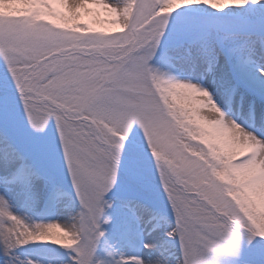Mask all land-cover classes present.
<instances>
[{
	"label": "snow or ice",
	"instance_id": "snow-or-ice-1",
	"mask_svg": "<svg viewBox=\"0 0 264 264\" xmlns=\"http://www.w3.org/2000/svg\"><path fill=\"white\" fill-rule=\"evenodd\" d=\"M0 62L3 264H264V0H0Z\"/></svg>",
	"mask_w": 264,
	"mask_h": 264
},
{
	"label": "rangeland",
	"instance_id": "rangeland-1",
	"mask_svg": "<svg viewBox=\"0 0 264 264\" xmlns=\"http://www.w3.org/2000/svg\"><path fill=\"white\" fill-rule=\"evenodd\" d=\"M106 18V15L101 12L99 20H104ZM84 21L91 22L93 24V27L96 28L112 30L110 25L101 24L96 20V18L91 16L82 17V20L80 22ZM2 68L3 64L2 62H0V69ZM225 112L226 115L232 119H234V115L237 116L238 114H240V110L239 112H237L236 109H233L232 111H228V109H225ZM244 116V118H241V121H248V123H251V120L249 119L246 112ZM241 121L239 120V122ZM69 190H71L70 184ZM11 211L19 217H22L29 224L48 223L53 221L63 223L66 221V216L60 210L46 209L43 204H40L36 207H28L21 204L20 202H12ZM56 235L59 236L60 233H57ZM22 250L29 259L34 261V264H49V261L53 256H61L60 258H58L59 264H70V250L65 251L64 248L59 245L53 244L51 241H31L28 244L23 245L20 249H17V251ZM123 251L125 252V254H128L129 252L133 251V249L125 248L123 249ZM42 254H46L49 257L44 258ZM0 256H2V253H0ZM0 264H3L2 259H0Z\"/></svg>",
	"mask_w": 264,
	"mask_h": 264
},
{
	"label": "bare ground",
	"instance_id": "bare-ground-1",
	"mask_svg": "<svg viewBox=\"0 0 264 264\" xmlns=\"http://www.w3.org/2000/svg\"><path fill=\"white\" fill-rule=\"evenodd\" d=\"M236 111H237V110H236ZM237 112H238V111H237ZM241 113H242V114L240 115V117H241V118H244V117H245V116H244L245 112H244V111H241ZM234 119L237 120V117H236L235 115H234Z\"/></svg>",
	"mask_w": 264,
	"mask_h": 264
}]
</instances>
